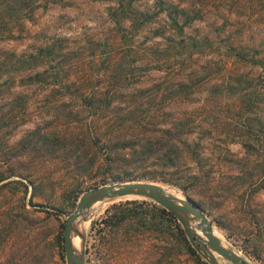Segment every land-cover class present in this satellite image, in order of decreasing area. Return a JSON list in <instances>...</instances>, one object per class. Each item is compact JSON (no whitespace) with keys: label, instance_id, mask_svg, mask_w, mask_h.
<instances>
[{"label":"rangeland","instance_id":"rangeland-1","mask_svg":"<svg viewBox=\"0 0 264 264\" xmlns=\"http://www.w3.org/2000/svg\"><path fill=\"white\" fill-rule=\"evenodd\" d=\"M11 1L0 0V264H67L62 231L80 196L104 185L138 181L125 176L117 178L103 169H94L86 175L77 173L73 168L74 157L65 158V151L56 155L35 147L37 135L60 133L68 143L76 132L101 131L100 115L107 111L95 110L96 115L92 116V112L81 107L79 97L90 89H96L98 95L106 92L111 89L107 82L128 85L119 94L124 97L117 100L124 108L126 100L136 95V91L159 83L174 84L204 66L219 67L247 79L258 74L264 76V0H136L137 6L156 16L152 25H145L130 41L128 36L121 39L122 34L134 33L130 21L124 20L119 26L110 18L109 8L115 5L112 1L35 0L31 10L22 7L21 12L14 13L9 11ZM170 5L190 11L195 18L184 28L187 43L195 37L200 42L209 40L205 45L200 43L203 48L192 50L183 63L184 75L177 80L171 69L175 59L166 62L149 48L164 43L163 39L154 38L151 31L159 23L169 24ZM179 39L175 38V42ZM129 44L138 46L140 54L126 52ZM53 45L64 52L63 62H59L61 58L51 61L36 58L23 71L24 58ZM232 46L240 53L229 51ZM115 69L120 75L118 80L110 74ZM56 70L64 74L62 83L70 86L69 94L24 86L26 76L43 71L54 74ZM164 94L161 86L159 95ZM185 98L186 101L163 111L178 114L185 111L196 116L208 109L207 102L213 107L214 103L220 106L229 103L232 110L243 103L237 93L220 98L195 91ZM232 110L216 113L220 122L213 134L222 140L229 131L235 133L234 122L229 127L230 122L224 120L234 118ZM209 115L214 124L213 115ZM260 135L257 150L248 157L238 138L234 142L226 140L222 147L228 150L227 161L233 162H221L217 153L212 156L215 183L209 194L215 197L204 211L219 243L222 241L227 250L247 264H264V188L239 187L235 177L241 175L242 168L235 161L247 158L244 173L255 175V181L264 180V129ZM92 154L93 151L89 152L84 160L88 161ZM152 183L166 188L176 198L187 199L177 187ZM134 198L116 202L102 199L88 207V220H79L72 232L74 248L80 250L78 231L90 223L85 264H212L200 246L195 249L189 244L177 220L185 240L175 228L171 234L166 216L157 209L160 206L148 199ZM111 213L126 218H109ZM191 222L195 224L193 218ZM197 235L203 239L199 231ZM207 250L217 264H232L209 246Z\"/></svg>","mask_w":264,"mask_h":264},{"label":"trees","instance_id":"trees-1","mask_svg":"<svg viewBox=\"0 0 264 264\" xmlns=\"http://www.w3.org/2000/svg\"><path fill=\"white\" fill-rule=\"evenodd\" d=\"M34 1L21 0L18 4L15 3L16 0H12L9 4V11L11 13L21 12L22 7L25 10H31ZM106 1L115 3L114 7L109 8V15L113 21L117 22L119 26L124 20L130 21V28L134 33L122 34L121 39L128 36L130 41L144 29L145 25L153 24L152 20L156 15L151 13L149 9H141L135 4L136 0ZM167 10L170 11L167 15L169 24L167 21H165L166 24L165 22L159 23L151 31L154 38L159 37L163 39L164 43L152 44L149 48H152L154 54L160 55V58L166 62L175 59L174 64L170 67L175 71V80H177L180 79V75H184L183 63L189 59L192 50L203 48V44L200 43L205 45L209 40L204 39L200 42L195 37L190 38L189 43H187V38L184 37V28L195 21L194 16L189 14L190 11L178 6L170 5ZM180 18H183V21L180 22ZM120 31L126 33V30L122 28ZM177 37L180 39L175 42ZM58 47L56 48L55 45L44 47L39 49L36 55L24 58L22 60L23 71L36 58L51 61L65 56L64 52L60 50L61 47ZM189 49L190 51H187ZM231 49L237 51V54L240 53V50L233 46L229 51ZM140 51L138 46L131 47L129 44L126 52L139 55ZM195 53L200 55V51ZM63 60L61 58L59 62H63ZM177 60L180 62L177 63ZM58 65L62 67L60 63ZM117 70H112L110 74H112V78L116 77L118 80L120 75ZM11 71L14 72L15 70L11 69ZM184 76L183 79L174 84L159 83L149 89L136 91V95H132L126 100V107L124 108L119 105L121 102L117 100L124 97L119 94L125 91L128 85H118L116 81L115 83L107 82L106 85H109L111 89L100 95L95 91L96 89L81 93L82 95L79 97L81 107L92 112V116L96 115L95 110L107 111L106 114L100 115V118L103 119V129L101 131L76 132L74 135L72 134L68 143L64 142L60 133L49 135L43 133L37 135L35 147L38 146L39 149L46 152L50 150L49 153L56 155L65 151V158L73 156L75 160L73 168L77 173L83 175L94 169H103L109 175L117 178L125 176L134 181L144 180L172 185L179 188L183 195L204 213L207 203L210 204L211 202L212 204L215 197L214 194H209L213 192L215 183L213 177L215 163L212 162V156L217 153L221 162H233L232 160L227 161L226 153L228 150L222 147L226 140L234 142L237 138L247 157L252 154L250 152L257 150L256 146L264 129V92H261V89H264V76L258 74L254 79H247L248 77L225 72L219 67L206 66L202 67L201 71L192 70ZM63 78L65 76L59 70H56L54 74L47 71L37 72L31 76H26L24 86H35L40 90L50 88L53 92L61 91L64 94H69L70 86L62 83ZM135 80L133 83H136ZM161 86L166 92L164 95H159ZM79 87H76L78 91ZM195 91L206 92L208 95L216 94L220 98L237 93L241 95V102L243 103L232 110L229 103L222 106L214 103L213 107L209 106L207 102L208 109L201 114H195L196 116L188 115L185 111H181V114L163 111V108L176 106L178 103L186 101L185 97ZM114 104L115 106H113ZM231 110L234 120H224L230 122L229 127L233 125L231 122H234L232 130L235 133L232 134L229 131L222 137V140L213 134L216 124L220 122L216 120L219 119L216 113ZM209 113L213 115L214 124L209 119ZM198 116L200 118L196 120L195 117ZM236 117L237 119H235ZM92 151L91 158L85 161V156ZM82 162L85 163L82 164ZM235 164L242 168L241 175L235 177L236 181H239V187L257 185L255 190L264 188L262 187L264 180L255 181V175L249 172L244 173L243 168L248 165L247 158H239ZM217 197L219 198L220 195ZM157 209L166 216L171 234L173 235L175 228L177 234L184 238V233L173 215L163 208L157 207ZM113 216L118 219L126 218L125 215L120 217L119 213H111L109 218ZM174 236L176 237L175 233ZM61 240L63 241V239ZM189 248L195 253L194 249Z\"/></svg>","mask_w":264,"mask_h":264},{"label":"water","instance_id":"water-1","mask_svg":"<svg viewBox=\"0 0 264 264\" xmlns=\"http://www.w3.org/2000/svg\"><path fill=\"white\" fill-rule=\"evenodd\" d=\"M125 196L148 199L171 213L178 223H180L189 244L195 249H197V246H200L207 254L206 259L212 264L217 263L214 255L207 250V246H209L214 253L232 264H247L238 255L221 246L219 241L213 236L210 222L197 206L188 199L183 200L170 197L164 193L160 185L144 181L104 185L89 190L80 196L76 204L75 212L67 217L62 231L63 247L67 264H85L84 257L80 260L73 255L70 242L71 225L79 217L80 213L96 201ZM191 218H193L195 222L197 221V223L193 224ZM195 227H197L199 233L203 235L202 240L201 237H198Z\"/></svg>","mask_w":264,"mask_h":264},{"label":"bare ground","instance_id":"bare-ground-1","mask_svg":"<svg viewBox=\"0 0 264 264\" xmlns=\"http://www.w3.org/2000/svg\"><path fill=\"white\" fill-rule=\"evenodd\" d=\"M163 191L165 194H167L168 196L170 197H174L172 196L167 190L166 188L163 187ZM128 198H134V197H130V196H125V197H118V198H106V200H112V202H116V201H123V200H116V199H124V200H131V199H128ZM136 199V198H134ZM179 199V198H178ZM102 201V200H101ZM111 203V202H110ZM107 204V203H106ZM102 207V206H101ZM104 207V206H103ZM88 209V208H87ZM87 209H85L84 211H82L79 215V217L72 223L71 225V229H70V242H71V249H72V252H73V255L75 257H77L78 259L81 260L82 257H84V254H85V248H86V236H87V231H88V227L90 225V223L87 225V227H85L84 229L82 230H79V237H80V250H75L74 248V245H73V242H72V232L75 228H77L78 226V221L80 220H88V211ZM92 214V212L90 213ZM82 222V221H81ZM197 223V221L195 222ZM197 234H198V231H197ZM213 236L218 238L216 236V233L213 231ZM78 241V240H76ZM221 246L224 247L225 249H227V247L222 243V241L220 242ZM76 246V245H75Z\"/></svg>","mask_w":264,"mask_h":264}]
</instances>
